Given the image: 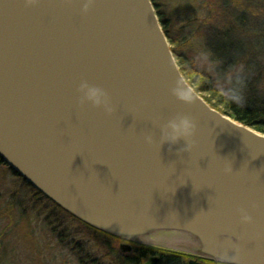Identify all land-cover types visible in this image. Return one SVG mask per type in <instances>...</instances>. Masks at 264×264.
Returning a JSON list of instances; mask_svg holds the SVG:
<instances>
[{
  "label": "water",
  "instance_id": "obj_1",
  "mask_svg": "<svg viewBox=\"0 0 264 264\" xmlns=\"http://www.w3.org/2000/svg\"><path fill=\"white\" fill-rule=\"evenodd\" d=\"M0 161L117 238L264 264V134L190 86L151 0H0Z\"/></svg>",
  "mask_w": 264,
  "mask_h": 264
},
{
  "label": "rangeland",
  "instance_id": "obj_2",
  "mask_svg": "<svg viewBox=\"0 0 264 264\" xmlns=\"http://www.w3.org/2000/svg\"><path fill=\"white\" fill-rule=\"evenodd\" d=\"M158 2L159 8L170 19L171 35L179 44L177 51L188 58L192 67L199 68L213 78L217 77L213 70L217 62L215 60L212 62L209 51L198 38L200 33L192 32V29L188 28L189 23L185 20L180 21V18H190L193 21L198 18L201 21L209 13L216 12L217 15L220 11L219 6L222 4L223 9L226 0H158ZM257 4L264 6V0H241L238 4L246 23L254 29L252 35L242 37L243 40L238 38L237 42L248 46L251 44L250 53L253 56L264 55V8L258 10ZM238 16L240 13L231 16L232 21ZM182 23L186 25L182 27ZM218 25L221 24L213 18L201 29L202 35L204 36L207 27L214 28ZM254 62L256 65L261 64L250 59L248 65L253 66ZM253 94L257 96L255 91ZM200 96L205 98L208 94L200 92ZM0 244V264H78L79 258L84 254L92 256L96 264H111L108 253L82 223L74 221L45 198L36 195L24 180L1 162Z\"/></svg>",
  "mask_w": 264,
  "mask_h": 264
},
{
  "label": "trees",
  "instance_id": "obj_3",
  "mask_svg": "<svg viewBox=\"0 0 264 264\" xmlns=\"http://www.w3.org/2000/svg\"><path fill=\"white\" fill-rule=\"evenodd\" d=\"M151 2L155 7L158 20L168 39L176 63L190 86L199 94L200 92L207 93L208 96L203 97V99L211 107L264 134V55L255 54L253 56L250 53L251 44L248 46L245 43L240 44L237 42L238 38L242 39V37L252 35L254 29L246 23V19L240 10L241 8L238 7L241 0H226L223 9H221V4L219 6L220 11L217 12L221 18L218 17V14L216 15V12L207 14L208 16L201 21L198 18L194 19V21L190 20V18H180V21L185 20V22L189 23L188 28L192 29V32L197 31L200 33V37H197L202 40L204 48L209 51L212 62L214 60L217 62L213 66L214 74L217 75L215 78L211 75H206L197 67H192L188 58L177 51V45L179 44H177V40L171 35L170 19L159 8L158 0H151ZM232 5L234 6L233 8ZM258 8V10H262L261 8H264V6L260 5ZM236 13H240V16L232 21L231 16H235ZM213 18L221 25L214 28L207 27L208 29L203 36L201 29L205 28ZM182 24V27L186 25V23ZM250 59L256 60L261 64L256 65L254 62L253 66H249L248 60ZM254 91L257 93V96L253 94ZM38 195L41 196L40 193ZM53 205L57 207L55 204ZM57 208L60 209L59 207ZM60 210L63 211L62 209ZM69 217L73 218L71 215ZM90 229L95 232L98 244L103 246L104 250L108 253L107 256L110 257L111 264L144 263V254H119L113 244L117 238L99 230ZM161 259L160 264H182L180 257L174 254H166ZM78 262V264L97 263L94 262L92 256L89 254L82 255Z\"/></svg>",
  "mask_w": 264,
  "mask_h": 264
},
{
  "label": "flooded vegetation",
  "instance_id": "obj_4",
  "mask_svg": "<svg viewBox=\"0 0 264 264\" xmlns=\"http://www.w3.org/2000/svg\"><path fill=\"white\" fill-rule=\"evenodd\" d=\"M38 195L36 192H34ZM73 219V218H71ZM74 221L80 223L79 221L73 219ZM84 226L93 234L94 238H97L95 232L89 228V226ZM113 244L114 247L117 249L119 254H144L145 261L143 264H149V260L152 258L157 259V264L161 263V258L165 257L166 254H174L180 257L182 264H190V261H196L198 264H225L222 262L213 261L207 258L199 257V256H192L184 253H176L172 251H165L161 249H155L147 246H142L133 242L124 241L121 239H116ZM116 245H119L118 247ZM126 248V249H124ZM125 250V251H124Z\"/></svg>",
  "mask_w": 264,
  "mask_h": 264
}]
</instances>
